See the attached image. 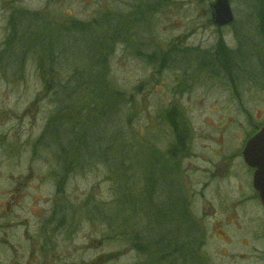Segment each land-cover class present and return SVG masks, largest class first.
I'll use <instances>...</instances> for the list:
<instances>
[{
  "label": "rangeland",
  "instance_id": "1",
  "mask_svg": "<svg viewBox=\"0 0 264 264\" xmlns=\"http://www.w3.org/2000/svg\"><path fill=\"white\" fill-rule=\"evenodd\" d=\"M214 2L0 0V264H264L260 1Z\"/></svg>",
  "mask_w": 264,
  "mask_h": 264
},
{
  "label": "water",
  "instance_id": "2",
  "mask_svg": "<svg viewBox=\"0 0 264 264\" xmlns=\"http://www.w3.org/2000/svg\"><path fill=\"white\" fill-rule=\"evenodd\" d=\"M212 18L219 26H227L233 22V15L228 0H215ZM242 158L247 167L254 170L253 188L264 210V126L246 142L242 150Z\"/></svg>",
  "mask_w": 264,
  "mask_h": 264
},
{
  "label": "trees",
  "instance_id": "3",
  "mask_svg": "<svg viewBox=\"0 0 264 264\" xmlns=\"http://www.w3.org/2000/svg\"><path fill=\"white\" fill-rule=\"evenodd\" d=\"M259 1L260 2L257 4V8L254 11H256V17H257V20H258L257 34H258V37L261 40L262 44L264 45V0H259ZM220 45L221 44L219 43V49H220ZM217 54H218V52H217ZM223 56L227 57L224 61L231 62V56H227V53L223 54ZM172 114L168 118L170 120L172 128L174 129V133L176 134L178 144L182 145L183 136L181 137L179 135V132H182V131L179 130L177 125L175 126V123L172 120V117H174ZM134 246L139 248V247H143L144 245L143 246L142 245H134Z\"/></svg>",
  "mask_w": 264,
  "mask_h": 264
},
{
  "label": "flooded vegetation",
  "instance_id": "4",
  "mask_svg": "<svg viewBox=\"0 0 264 264\" xmlns=\"http://www.w3.org/2000/svg\"><path fill=\"white\" fill-rule=\"evenodd\" d=\"M259 128L260 127H254V133H256L258 130H259ZM253 174H254V171H253ZM179 199V201H178V207L179 208H181V205L183 206V201H182V199H180V197L178 198ZM260 202V201H259ZM185 208H186V206H184V210H185ZM184 212V211H183ZM181 221L183 222V223H186L187 221H186V218H185V221L183 220V216H182V214H181ZM189 223V222H188ZM190 226V225H189ZM191 227V226H190Z\"/></svg>",
  "mask_w": 264,
  "mask_h": 264
}]
</instances>
